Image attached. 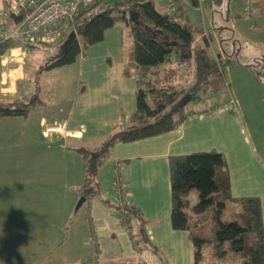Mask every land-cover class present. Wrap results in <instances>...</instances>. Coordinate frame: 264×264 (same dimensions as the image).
Returning <instances> with one entry per match:
<instances>
[{
  "label": "crops",
  "instance_id": "1",
  "mask_svg": "<svg viewBox=\"0 0 264 264\" xmlns=\"http://www.w3.org/2000/svg\"><path fill=\"white\" fill-rule=\"evenodd\" d=\"M244 2L248 4V16L241 15ZM179 3L185 5L184 0ZM235 3L239 10L236 29L247 43L264 51V0H235ZM4 14L5 3L0 0V29L7 32ZM205 34L211 43L209 33ZM200 37L198 35L197 39ZM130 46L127 27L118 24L107 29L102 41L88 47L85 55L75 63L45 70L47 63L57 54L54 48L39 65V71L46 75L45 92L40 95L43 103L27 117L0 118V141L7 137L9 142L13 135L21 133L17 131L21 123L37 122L47 146V163L53 161L45 169L38 166L27 168L28 184L0 185V264H160L149 251L136 252L128 230L117 213L110 210L109 207L123 201L136 207L147 221L146 233L168 264H195L188 233L173 230L170 224L168 162L173 156L210 150L222 154L233 198L258 197L261 200L264 227V162L258 157L256 146L238 113L237 102L240 101L232 96L233 100L230 99L228 104L211 103L203 112L195 108L196 104H189L185 109L186 121L170 133L114 145L111 155L97 171L102 197L98 202L86 200L82 204H86L93 234L90 229L85 232L80 246L98 247L96 263H87L91 254L84 255L79 248H75L79 252L75 258L63 260L56 256L51 258L52 253L43 250L41 245L45 240L50 243L51 239H58L55 232L81 197V188L78 187L83 177V159L76 150L98 147L113 131L126 124L136 110V82L124 75V60ZM27 54L26 47H17L0 56V100L6 98L11 100L10 103H27L19 99L25 94L20 89V82L24 77ZM49 82H53V89L48 88ZM56 125L61 126L59 131L52 130ZM68 157H74L73 163L69 160L67 164ZM58 160L59 163H55ZM116 162H124L120 169L125 192L123 198L114 187ZM20 170L18 166L11 167V175L17 178ZM73 189L76 195H71ZM187 201L185 210L189 212L198 203V193L191 190ZM20 206L24 208L21 212ZM27 206L44 208L45 216L41 215L37 225L30 224L27 218L20 220ZM20 239L26 242L39 240V247L33 249H39L36 251L39 256L48 254V260H43L45 255L35 258L34 250L30 253L20 251Z\"/></svg>",
  "mask_w": 264,
  "mask_h": 264
},
{
  "label": "trees",
  "instance_id": "2",
  "mask_svg": "<svg viewBox=\"0 0 264 264\" xmlns=\"http://www.w3.org/2000/svg\"><path fill=\"white\" fill-rule=\"evenodd\" d=\"M192 2L197 5L198 1ZM4 3V26L10 31L22 16H13L7 0ZM103 4L104 0L96 2L79 14L71 28L75 38L70 46L45 67V70H52L73 64L85 55L88 47L102 41L107 29L118 24L128 29L131 46L124 60V75L136 82V110L126 124L113 131L98 147L76 150L83 159L80 195L85 201L102 197L97 171L111 155L114 145L139 142L174 131L186 121L185 109L189 104H197L204 96L228 89L225 69L232 64L228 58L209 54L210 43L205 32L192 26L179 0H173V14L158 10L153 0H113ZM96 8L99 10L95 11ZM198 35H201L199 40ZM35 46L45 45L29 44L15 36L0 42V56L10 49ZM60 47L55 48L56 53ZM41 103L39 94L27 103L0 102V118L27 117ZM123 165L124 162H116L114 166V187L122 198L125 196L120 179ZM168 165L170 224L173 230L188 233L195 264H199L202 246H211L217 258L222 259L228 253L221 249L226 243L227 250L237 255L241 264H264L261 201L258 197H232L222 154L210 150L173 156ZM191 190L198 193V203L187 212V196ZM224 203L238 209L228 222L218 219ZM113 208L122 215L121 223L128 230L136 252L149 251L160 264H168L151 243L145 230L147 221L139 210L124 201ZM210 215H214L217 223ZM87 221L93 234V225L88 218ZM191 225L196 226L195 231ZM95 249L98 254V247ZM97 254L86 262L96 263Z\"/></svg>",
  "mask_w": 264,
  "mask_h": 264
},
{
  "label": "rangeland",
  "instance_id": "3",
  "mask_svg": "<svg viewBox=\"0 0 264 264\" xmlns=\"http://www.w3.org/2000/svg\"><path fill=\"white\" fill-rule=\"evenodd\" d=\"M153 1L156 8L161 12H164V7L169 4V0H165L164 2L163 0ZM202 1L200 5H193L192 0H184L185 13L196 30L209 33L211 38L209 54L213 57L218 55L222 56V59L228 58L232 64L225 69L229 86L228 89L218 94L204 96L203 100L196 104L197 106L195 108L203 112L204 109L210 108L211 103H216V105L228 104L230 99L233 100L232 96L240 101L239 103L237 102L238 113L244 125H246L250 138L256 146L258 157L264 162V51L247 43L236 29L235 22L239 17V10L235 0H219L218 2H211L210 0ZM111 2L113 0H104L103 5ZM98 10L99 8L95 9V11ZM26 50L28 54L24 62V77L20 82V89L21 91L24 90L25 94L19 98L23 102H28L31 97L38 94L43 96L46 75L39 71V65L53 53L54 48L49 46H35L26 47ZM49 84L50 86L48 88L53 89V82H49ZM44 100L47 101L45 97ZM0 102L10 103L11 100L2 98ZM12 128L15 130L13 126ZM17 131L21 133L19 136L13 135L10 142L7 141V137L0 141V185L17 183L22 186L28 184L30 176L26 171L27 168L30 166H38L45 169L53 164V161L49 164L47 163V146L44 145V137L38 129L37 122L33 120L30 123H21L17 127ZM235 135L237 137L236 133ZM77 158L82 163L80 156ZM73 159L74 157H68L67 164L69 160L73 163ZM55 163H59V160L58 162L55 161ZM14 166L22 169L17 178L11 175V167ZM81 187L82 181L80 180L78 189ZM71 195H76L74 189ZM93 200L99 201L98 198ZM188 200L191 201V199ZM109 208L115 212L113 207ZM23 210L24 208L20 206V212ZM237 210L236 207L233 208V206L225 204L220 210L218 219L222 222H228L232 220V216ZM25 212L20 215V220L27 218L30 224L32 222L34 225L38 224L37 221L41 219V215L45 216L44 208L27 206ZM87 215L86 204L77 211L74 207V210L70 215L67 214L64 222L57 229V232H55L58 235V239L56 241L51 239L50 243L49 240L44 239L45 243L41 245L44 247L43 250L52 253L51 258L52 256H56L60 257L61 260L69 257L75 258L74 256L79 254L75 248L82 249L84 255L89 252L92 257H95L97 251L94 246H80L83 235L89 230ZM210 219L217 223L214 215L212 217L210 215ZM41 223L45 224L42 221ZM191 227L195 231L196 226L191 225ZM21 230L20 228V232ZM76 231H80L81 234ZM33 241L35 242V246H33ZM37 243H40L39 240H28L26 242V240L20 239L18 247L20 251L26 253L34 250L33 253L36 254L35 258H40L44 255L45 257L49 256L46 253L40 256L37 254L36 251L39 249H33L34 247H39ZM221 249L228 253L222 259H218L214 253V248L211 246L207 248L202 246L200 257L198 258L199 264H241L240 258L227 250V243ZM28 256L31 257L29 254ZM44 258L43 260H48V257ZM31 259L34 258L31 257ZM22 260L20 259V262Z\"/></svg>",
  "mask_w": 264,
  "mask_h": 264
},
{
  "label": "built area",
  "instance_id": "4",
  "mask_svg": "<svg viewBox=\"0 0 264 264\" xmlns=\"http://www.w3.org/2000/svg\"><path fill=\"white\" fill-rule=\"evenodd\" d=\"M9 10L21 21L10 31L0 29V42L15 36L22 37L29 44H40L52 48L60 47L71 33L75 19L101 0H8ZM160 1V0H159ZM198 2L202 0H197ZM166 13L173 14V0L164 7ZM242 16L250 15L247 2L242 4ZM60 125L52 127L59 131ZM51 130V128H50ZM119 219L122 215L118 214Z\"/></svg>",
  "mask_w": 264,
  "mask_h": 264
},
{
  "label": "water",
  "instance_id": "5",
  "mask_svg": "<svg viewBox=\"0 0 264 264\" xmlns=\"http://www.w3.org/2000/svg\"><path fill=\"white\" fill-rule=\"evenodd\" d=\"M75 38V33L74 32H71L68 36V38L64 41V43L61 45V47L59 48V51H57V54L55 56H53L52 59H55L61 55H63L66 50L68 49V47L70 46L72 40ZM51 59V60H52ZM85 202V198L81 197L79 202L77 203L76 207H75V210L77 211L81 206L82 204Z\"/></svg>",
  "mask_w": 264,
  "mask_h": 264
}]
</instances>
